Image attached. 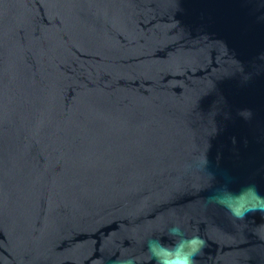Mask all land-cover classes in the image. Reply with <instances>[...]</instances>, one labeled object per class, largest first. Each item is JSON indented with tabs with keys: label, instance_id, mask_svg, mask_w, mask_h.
Instances as JSON below:
<instances>
[{
	"label": "water",
	"instance_id": "95a60500",
	"mask_svg": "<svg viewBox=\"0 0 264 264\" xmlns=\"http://www.w3.org/2000/svg\"><path fill=\"white\" fill-rule=\"evenodd\" d=\"M261 208L264 0H0V264H264Z\"/></svg>",
	"mask_w": 264,
	"mask_h": 264
},
{
	"label": "clouds",
	"instance_id": "9594fccd",
	"mask_svg": "<svg viewBox=\"0 0 264 264\" xmlns=\"http://www.w3.org/2000/svg\"><path fill=\"white\" fill-rule=\"evenodd\" d=\"M260 210L264 211V208ZM168 235L174 238L171 245H165L159 239H150L147 242L148 252L155 264H196L195 258L205 246V241L198 236L186 237L178 224L168 229ZM118 264H135V259H122Z\"/></svg>",
	"mask_w": 264,
	"mask_h": 264
}]
</instances>
